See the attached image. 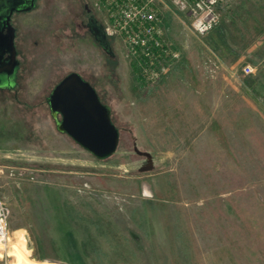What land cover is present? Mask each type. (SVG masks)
Returning <instances> with one entry per match:
<instances>
[{
    "label": "rangeland",
    "instance_id": "374dc122",
    "mask_svg": "<svg viewBox=\"0 0 264 264\" xmlns=\"http://www.w3.org/2000/svg\"><path fill=\"white\" fill-rule=\"evenodd\" d=\"M167 4L163 37L180 53L154 84L120 36L106 34L111 53L96 39L90 19L110 25L97 0H36L14 16L18 81L0 89L10 156L0 200L11 210L0 264H264V98L244 72L264 65V0L224 1L204 36ZM73 73L110 109L119 144L107 157L58 129L49 99ZM176 246L188 257H173Z\"/></svg>",
    "mask_w": 264,
    "mask_h": 264
},
{
    "label": "built area",
    "instance_id": "2783aa9c",
    "mask_svg": "<svg viewBox=\"0 0 264 264\" xmlns=\"http://www.w3.org/2000/svg\"><path fill=\"white\" fill-rule=\"evenodd\" d=\"M224 1L226 0H97V3L107 14L110 23L105 33L118 35L123 39L130 56L137 63L141 79L154 84L168 73L169 66L179 58L180 53L163 37L161 8L168 7L167 2L176 4L192 18L194 32L204 36L220 23L221 5ZM244 72L250 75L256 70L252 65H246ZM10 215V207L0 200V246H7L10 242Z\"/></svg>",
    "mask_w": 264,
    "mask_h": 264
},
{
    "label": "water",
    "instance_id": "95a60500",
    "mask_svg": "<svg viewBox=\"0 0 264 264\" xmlns=\"http://www.w3.org/2000/svg\"><path fill=\"white\" fill-rule=\"evenodd\" d=\"M36 0H0V32L8 27L7 36H0V88L15 85L19 61L14 44L15 32L10 24L14 12L34 9ZM91 31L102 46L111 53V45L102 26L90 19ZM101 31V34L96 32ZM7 50L10 61H3ZM49 103L54 116L62 114L57 123L61 132L67 133L79 145L97 157L104 158L116 150L119 132L110 117V109L103 104L94 87L79 74L73 73L62 80L53 90Z\"/></svg>",
    "mask_w": 264,
    "mask_h": 264
},
{
    "label": "crops",
    "instance_id": "0c3cea01",
    "mask_svg": "<svg viewBox=\"0 0 264 264\" xmlns=\"http://www.w3.org/2000/svg\"><path fill=\"white\" fill-rule=\"evenodd\" d=\"M248 90L250 93L255 94H262L264 98V65H261L259 67H256V72L253 75L248 76ZM255 84V86H253ZM232 88L237 90V95L240 91V83L239 82H232ZM263 89V92H257L258 90ZM257 90V91H256ZM9 134V133H8ZM4 143H0V162L7 159V157H10L6 155L7 149H4L3 146Z\"/></svg>",
    "mask_w": 264,
    "mask_h": 264
},
{
    "label": "flooded vegetation",
    "instance_id": "af4514ba",
    "mask_svg": "<svg viewBox=\"0 0 264 264\" xmlns=\"http://www.w3.org/2000/svg\"><path fill=\"white\" fill-rule=\"evenodd\" d=\"M86 8L88 11H91V9L88 6H86ZM21 13H25V12H14L12 17H11V20H10V24L13 26L14 32H15L14 44H15V48H16V57H17V60L19 61V67L21 65V61L19 59L20 51H19V48L17 47L18 26H17V23L14 21V16L21 14ZM2 28H3L2 29L3 32H0V36L3 37L4 35L5 36L9 35L10 31L8 30V27H2ZM10 55H11V53L7 50V52L4 54L3 61L9 62L10 61ZM17 81H18V72H17L15 85L17 84Z\"/></svg>",
    "mask_w": 264,
    "mask_h": 264
},
{
    "label": "trees",
    "instance_id": "16d2710c",
    "mask_svg": "<svg viewBox=\"0 0 264 264\" xmlns=\"http://www.w3.org/2000/svg\"><path fill=\"white\" fill-rule=\"evenodd\" d=\"M178 239V237H177ZM128 241V240H127ZM129 242V241H128ZM90 243V242H89ZM88 244L85 242V244H83V247H87ZM131 254L132 256L134 257H139L140 258V255H139V251L140 249H136L134 247H131ZM188 253H189V248H187L186 246L185 247H182V246H176L174 247L172 250H171V254L173 257H188ZM158 260V259H157ZM156 260V261H157ZM133 264V263H132ZM137 264H152V262H146V261H142L140 260L139 262H137ZM155 264H158V263H155ZM159 264H167V260H162L161 262H159Z\"/></svg>",
    "mask_w": 264,
    "mask_h": 264
},
{
    "label": "bare ground",
    "instance_id": "6f19581e",
    "mask_svg": "<svg viewBox=\"0 0 264 264\" xmlns=\"http://www.w3.org/2000/svg\"><path fill=\"white\" fill-rule=\"evenodd\" d=\"M95 30H96V32L98 33V34H101V31L99 30V29H96L95 28ZM1 254V253H0Z\"/></svg>",
    "mask_w": 264,
    "mask_h": 264
}]
</instances>
